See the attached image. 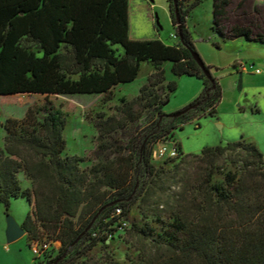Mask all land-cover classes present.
Segmentation results:
<instances>
[{"label": "trees", "instance_id": "trees-1", "mask_svg": "<svg viewBox=\"0 0 264 264\" xmlns=\"http://www.w3.org/2000/svg\"><path fill=\"white\" fill-rule=\"evenodd\" d=\"M167 2L176 29L173 45L130 37L129 0H0V98L42 96L22 117L0 120V202L8 208L13 198L28 201L31 208L21 226L31 241L49 244L36 264L55 263V242L65 252L88 239L87 249L79 253L85 254L106 241L115 222L129 223L133 233L155 248L148 255L141 250L129 259L132 264H264V154L258 146L244 137L206 146L200 155L193 154L207 162L204 177L183 181L176 165L172 175L156 166L186 155L179 142L176 157L152 158L159 141L175 138L172 127L138 129L143 112L183 123L216 117L221 99L211 66L204 63L210 74L206 77L190 53L197 51L187 17L201 0H176L179 19L173 0ZM229 4L212 0L213 30L223 39L243 37L264 45V32H255L252 25H234L229 31L221 26ZM142 62L153 73L137 95L114 105V113H97L93 125L100 143L94 152L99 153L83 167L91 157L65 153L64 132L73 111L52 97L101 94L109 101L117 86L137 78ZM166 63L174 76L203 82L200 94L177 117L161 110L176 89L174 80L165 81ZM224 156L228 163L218 166ZM21 171L29 187H23ZM217 175L220 181H214ZM179 182L182 189L172 191ZM134 207L140 219L132 215Z\"/></svg>", "mask_w": 264, "mask_h": 264}, {"label": "rangeland", "instance_id": "rangeland-1", "mask_svg": "<svg viewBox=\"0 0 264 264\" xmlns=\"http://www.w3.org/2000/svg\"><path fill=\"white\" fill-rule=\"evenodd\" d=\"M189 4L190 1L185 2V9ZM226 9V16L221 21V26L226 31L234 25H252L255 32H264V0H230ZM212 10V0H201V3L188 13L187 23L192 30L196 51L206 65H212L211 73L218 78L221 87L216 117L197 116L183 123L182 119L161 117L151 111L143 112L137 121L141 131L172 127L173 136L180 141L183 151L189 154L181 155L174 162L161 161L156 166H164L168 175H172L176 165V169L181 170L183 181L189 179L196 182L204 177L207 162L193 154L206 146L244 137L247 141L254 142L264 153V45L256 42L246 44L237 38L223 39L213 30ZM128 16L131 36L160 39L168 45L176 43V29L170 18L167 0H129ZM239 60L245 66L243 71L234 66ZM163 69L165 81L176 82V89L169 92L167 102L161 108L165 114H172L187 106L190 102L179 109L190 97L193 100L196 98L202 80L187 75L174 76L170 72L169 63L164 64ZM257 70L259 72H256ZM152 71L149 63L142 62L137 78L117 86L113 98L109 101L101 94L53 96L52 99L57 105L73 111L64 132L67 141L65 153L91 157V161L82 163L83 167L95 162L99 150H94L100 143L98 131L93 125L97 113H114V105L119 104L122 97L128 100L137 95ZM41 101L42 96L37 94L4 97L0 100V120L3 121L7 117L20 118L28 106ZM3 135L4 130L0 128V146H3ZM228 160L229 157L224 156L217 165H225ZM18 175L23 187H29L30 182L25 179L24 172L21 171ZM221 179V176L217 175L214 181ZM141 183L142 178L136 180L135 191L140 189ZM182 183L179 182V186L172 184L171 190L180 191ZM30 208L28 201L21 197L11 199L8 208L0 202V264H36V256L31 248L32 241L26 231L11 242L6 238V214L9 213L22 224ZM132 215L140 219L136 207L132 210ZM109 227L116 230L109 234L104 243L99 241L83 255L79 253L87 249L88 239L78 242L76 246H70L65 252L60 251V242L53 243L52 255L56 259L54 264H132L129 259L141 255V250H144L145 255L154 253L155 248L147 240L133 233L129 223L119 226L115 222Z\"/></svg>", "mask_w": 264, "mask_h": 264}, {"label": "water", "instance_id": "water-1", "mask_svg": "<svg viewBox=\"0 0 264 264\" xmlns=\"http://www.w3.org/2000/svg\"><path fill=\"white\" fill-rule=\"evenodd\" d=\"M173 4H174V12H175V15H176L177 19H179L178 18V9H177V2H176V0H173ZM179 37L181 39V36L180 35H179ZM190 53H191L193 59L198 64V66L203 71V73L206 75V77H210V74L205 69V64H204L203 60L201 59L200 55L197 52L193 51V50H190ZM183 112H184V110H180L178 112H175L173 114V116L177 117V116L181 115ZM99 212H100V210L98 211V213ZM98 213L95 215L94 219L97 217ZM90 224L84 229V231L80 235H82L84 232H86L89 229ZM24 234H25V230L21 226V224H19L12 215H10L9 213H7L6 214V238H7V241L8 242H11V241L17 239L18 237H20V236H22ZM79 236H78V238H79Z\"/></svg>", "mask_w": 264, "mask_h": 264}, {"label": "built area", "instance_id": "built-area-1", "mask_svg": "<svg viewBox=\"0 0 264 264\" xmlns=\"http://www.w3.org/2000/svg\"><path fill=\"white\" fill-rule=\"evenodd\" d=\"M256 72H259L257 70ZM178 155V141L175 138L165 139L159 141L153 151L152 158L155 161H161L168 158H174ZM119 210L117 209V212ZM48 243L42 241H32L31 248L34 251L35 256H41L45 249L48 247Z\"/></svg>", "mask_w": 264, "mask_h": 264}, {"label": "crops", "instance_id": "crops-1", "mask_svg": "<svg viewBox=\"0 0 264 264\" xmlns=\"http://www.w3.org/2000/svg\"><path fill=\"white\" fill-rule=\"evenodd\" d=\"M187 25H188V27H189V29L191 30V27H190V24H188L187 23ZM191 32H192V30H191ZM129 35H130V37L131 38H133V39H143V38H139V37H136V36H131V34H130V32H129ZM174 37H175V35H174ZM176 38V37H175ZM239 39L241 42H244V43H246V44H248L249 42L251 43V41H248V40H246V39H244L243 37H235V38H232V39ZM211 67H212V65H210ZM234 66H235V68L236 69H238L239 71H243L244 70V67L245 66H243V64H242V61L241 60H239V61H236L235 63H234ZM154 71V70H153ZM153 71H152V73H153ZM151 73V74H152ZM191 77H193V76H191ZM202 89H203V82H202V86H201V88H200V90H199V93L197 94V96L200 94V92L202 91ZM196 96V97H197ZM191 101H193V98L192 97H190L188 100H187V102H185L184 104H182V106H179V109H181L182 107H184L187 103H189V102H191ZM167 102V101H166ZM164 106V104L161 106V108ZM176 136V135H175ZM176 140L180 143V141L177 139V137H176ZM180 145H181V143H180ZM182 147V146H181ZM183 150V149H182ZM184 152V154H189V153H186L185 151H183ZM196 153H199V152H196ZM264 154V153H263Z\"/></svg>", "mask_w": 264, "mask_h": 264}]
</instances>
